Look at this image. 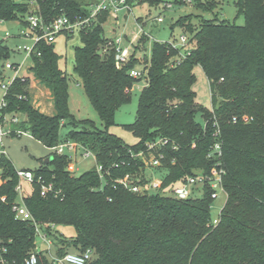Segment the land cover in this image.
Masks as SVG:
<instances>
[{
    "label": "trees",
    "instance_id": "trees-1",
    "mask_svg": "<svg viewBox=\"0 0 264 264\" xmlns=\"http://www.w3.org/2000/svg\"><path fill=\"white\" fill-rule=\"evenodd\" d=\"M91 1L0 0V20H21L26 26L30 3L37 5L36 12L46 22L62 14L81 19L99 2ZM128 1L133 6L162 2ZM192 1L198 10L214 15L224 2ZM234 3L238 14L245 17L243 25L216 16L203 17L197 27L191 21L180 22L192 35L189 42L196 43L180 49L154 41L144 78L130 74L137 64L136 52L126 66L116 67L114 40L104 35L108 12L79 31L83 45L76 50V72L107 131L94 125L79 127L69 110V77L60 66L55 41L42 40L36 45L30 71L50 90L54 112L35 108L29 99V79L17 76L4 96L3 113H23L19 128L48 148L69 140L80 143L111 174L104 184L95 166L75 175L68 169L67 155L57 152L48 164L41 162L34 170L33 191L24 202L35 221L48 235L55 224L73 225L77 230L76 240L53 239L58 255L76 247L78 251L94 250L95 257L87 264H264V0ZM147 40L146 35L140 39L144 44ZM10 55L0 39V60ZM196 65L204 69L210 82L213 108L209 111L196 102ZM143 81L135 120L126 126L138 141L128 144L108 129L115 124L116 111L131 101L134 84ZM198 114L203 115L204 125L198 122ZM66 125L74 129L64 137L61 128ZM160 138L169 140L164 148L168 166L164 186L151 194H137L115 185V178L142 173V162L131 158V152ZM216 142L221 143L222 156L209 157ZM174 144L177 150L171 149ZM219 161L226 170L227 201L214 225L210 187L204 188L202 196L188 199H179L166 188L198 170L209 173ZM16 171L2 154L0 240L6 249L4 257L11 264H25L36 253L39 264H48L44 252L36 248L35 223L17 218L12 209L18 197ZM39 178L52 185L46 196L41 194Z\"/></svg>",
    "mask_w": 264,
    "mask_h": 264
},
{
    "label": "rangeland",
    "instance_id": "rangeland-1",
    "mask_svg": "<svg viewBox=\"0 0 264 264\" xmlns=\"http://www.w3.org/2000/svg\"><path fill=\"white\" fill-rule=\"evenodd\" d=\"M97 1L101 2L102 0H93L91 2L94 4L97 3ZM168 4H170V7H167ZM35 10H37V5L35 3H30L29 12ZM215 14L216 15L198 10L192 0H180L178 2H176V0H162L158 6L143 3L134 5L130 12H120L118 18L109 15L103 24L104 35L111 40L115 39L117 36H121L124 38V45H128L130 41H133V43H135L136 50H134L136 51L137 57L136 67L143 69L146 68L148 59L151 56L154 41L177 44L180 40V36L183 34H186L189 40L192 38L191 33L180 26V22L184 20L187 24L190 21L194 22L196 27L203 17L215 18V16L219 20L226 19L238 25H243L245 23V17L243 14H238L234 0H224ZM158 17H162L163 21L158 22ZM95 20L97 19L95 18ZM174 24L176 27L172 30ZM22 28H25V24L21 20H0V39L3 40L4 44L8 45L11 50V55L8 59L0 60V104L6 93L3 84L14 79L16 76L27 77L29 79L27 89L32 105L48 114L51 110L49 109L52 102L51 93L30 71L32 60L27 57V53L23 48L25 45H31L32 41L18 35ZM7 32L10 33V36H6ZM143 33L148 34L146 35L148 38L146 44L142 43L140 41L141 38H139L140 36H144ZM195 43L196 41L190 42L187 48H190ZM82 45L83 42L78 31L74 34H70L69 37L62 33L58 35L55 40L56 50L61 55L60 66L67 72L69 77V110L79 127L94 125L101 131H107V128L102 123L85 91L81 78L76 72V50L82 47ZM8 62L22 64L23 66L18 71L15 69H6L5 64ZM194 73L196 75V81L193 88L196 92V102L201 108L209 111L213 108V100L208 76L200 65L194 67ZM144 85V81L134 84L132 87L131 101L121 106L116 111L115 124L108 129L110 133L119 136L128 144H134L138 141V138L134 136L126 126L135 120L140 94ZM17 115L22 122L25 118L24 114L19 112ZM244 116L247 117L249 115L244 114ZM197 120L200 124H205L202 114H198ZM7 125L8 126L5 128H12L10 123H7ZM18 126L20 127V125ZM71 129H74L71 125L63 126L61 128V135L66 137ZM1 149L5 150L4 155L12 162L16 170H35L41 162H45L47 158L51 157L53 152H56L55 149L48 148L33 137L29 131H24L22 134L16 135L9 134V132L5 131ZM82 152L83 149L79 147L76 166L68 167L75 175H80L90 170L96 163L92 157L84 159L81 156ZM1 156L2 154L0 153V157ZM147 175L152 177L155 174L152 170H148ZM3 181L2 175H0V182ZM22 185L24 188L23 197H27L33 191L32 183L24 180L22 181ZM202 194V188H199L195 192V195L198 197L202 196ZM226 201L227 195L225 193H221L220 196L214 200V207L212 208V215L214 217L219 215ZM51 232L52 234L48 235L47 241H45L42 236H37L36 238L38 250L44 252L48 264H54L53 258L58 256L57 247L53 240L55 237L62 236L69 240H76L78 237L75 226L69 224H55L52 226ZM49 240L51 244H49ZM69 251H78V249L76 247H70Z\"/></svg>",
    "mask_w": 264,
    "mask_h": 264
},
{
    "label": "built area",
    "instance_id": "built-area-1",
    "mask_svg": "<svg viewBox=\"0 0 264 264\" xmlns=\"http://www.w3.org/2000/svg\"><path fill=\"white\" fill-rule=\"evenodd\" d=\"M170 7V4L167 5ZM133 5L128 0H102L97 4L93 5L90 9L89 15L85 18L74 19L72 20L68 15L62 14L50 22H46L43 17L35 11L30 12L27 15V25L25 28H22L19 32V36L22 38H27L32 41L31 45H25L23 48L27 57L32 59V55L37 52L36 45L42 41L47 40L49 42H54L56 37L62 33L74 34L79 32L84 28H88L93 24V21L97 16L102 12H108L109 15H112L118 18L120 12H130L132 11ZM3 21V20H1ZM158 22H162L163 18L158 17ZM144 35H148L143 33ZM6 36H10V33L7 32ZM114 41L111 42L112 47L114 48V58L115 65L117 68H123L128 64L131 57L135 54V48L133 46V41H130L128 45H124V38L117 36ZM189 37L186 34L180 36L179 42L176 44H171L174 47L180 49H186L189 46ZM38 54H40L38 52ZM23 65L15 64L8 62L5 64L6 69H15L18 71ZM130 74L135 78H144L145 77V68L140 69L134 67L130 70ZM17 77V76H16ZM15 77V78H16ZM14 78V79H15ZM14 79L3 84V87L6 89V93L9 88L12 86ZM5 93V94H6ZM5 96V95H4ZM6 99L3 98L0 104V153L5 154V150H2L3 146V137L5 131L9 134H22L24 131L19 128H5L7 123L17 124L21 120L18 118V115H10L8 113H3V109L6 107ZM169 145V140L166 138H160L156 141H148L145 143V148H141L137 151L131 152V158L140 160L142 162L141 170L142 173H128L123 177H118L113 179L115 185H122L125 189L137 193V194H151L156 190H160L164 186L165 176L168 173V166L166 164L167 155L164 150L166 146ZM82 148L83 152L81 156L84 159L93 158L95 160V167L97 172L100 175L102 183L106 182V177L110 176V171L105 169L101 164L97 162L96 154L85 148L78 142L75 141H65L53 149L58 154H66L69 159L68 167H75L78 148ZM171 149L177 150V145H172ZM221 157L222 156V146L220 142H216L209 152V157ZM172 163H175V160H172ZM144 170V172H143ZM152 170L155 175L149 177L147 171ZM17 176L19 179L16 191L18 197L12 205V209L16 214V217L22 220L33 221L36 225V234L37 236H42L45 241H47L48 234H46L42 228L35 221L32 213L27 208L24 202L23 195V185L22 181L34 182L36 180L35 172L33 169H21L17 170ZM226 173L225 168L221 166L219 161L217 165L213 166L209 173H204L202 170H198V173L195 175H189L184 178L182 181H179L176 184H172L170 187L166 188V192L179 199H188L195 195L196 190L202 188V191L205 187H210L212 189L211 198L213 200L217 199L221 193L227 195V191L224 187L223 178ZM38 182L41 183V194L46 196L48 192L52 190V185H46L42 183L41 178L38 179ZM5 197H2V201H5ZM213 204L211 208H213ZM222 210V209H221ZM221 212V211H220ZM220 214V213H219ZM219 215L215 216L213 224L217 225L219 223ZM51 244V241H48ZM38 250V246H36ZM6 251L5 247L2 246V241L0 240V264H11L5 257L4 252ZM95 257V252L93 249H87L85 251H67L63 255H58L53 258L54 264H87ZM39 256L36 253L31 254L26 260L25 264H39Z\"/></svg>",
    "mask_w": 264,
    "mask_h": 264
},
{
    "label": "crops",
    "instance_id": "crops-1",
    "mask_svg": "<svg viewBox=\"0 0 264 264\" xmlns=\"http://www.w3.org/2000/svg\"><path fill=\"white\" fill-rule=\"evenodd\" d=\"M139 38H141V36L139 37ZM138 38V39H139ZM133 46H134V48H135V43H133ZM136 50V49H135ZM136 52V51H135ZM49 92H50V90H49ZM49 109H51L49 112H48V114H52L53 112H54V106H53V100H52V102H51V105L49 106ZM21 123V121L19 122V123H17V124H11V127L12 128H19V124ZM20 129V128H19ZM2 182H0V184H1Z\"/></svg>",
    "mask_w": 264,
    "mask_h": 264
},
{
    "label": "water",
    "instance_id": "water-1",
    "mask_svg": "<svg viewBox=\"0 0 264 264\" xmlns=\"http://www.w3.org/2000/svg\"><path fill=\"white\" fill-rule=\"evenodd\" d=\"M52 157H49L45 160V163L48 164L51 161Z\"/></svg>",
    "mask_w": 264,
    "mask_h": 264
}]
</instances>
